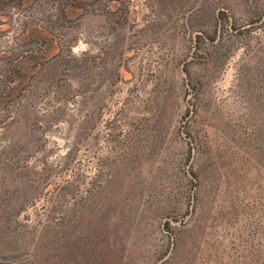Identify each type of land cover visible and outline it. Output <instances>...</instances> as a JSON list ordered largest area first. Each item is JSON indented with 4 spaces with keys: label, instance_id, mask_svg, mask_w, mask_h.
Returning <instances> with one entry per match:
<instances>
[{
    "label": "rangeland",
    "instance_id": "rangeland-1",
    "mask_svg": "<svg viewBox=\"0 0 264 264\" xmlns=\"http://www.w3.org/2000/svg\"><path fill=\"white\" fill-rule=\"evenodd\" d=\"M0 264H264V0H0Z\"/></svg>",
    "mask_w": 264,
    "mask_h": 264
}]
</instances>
